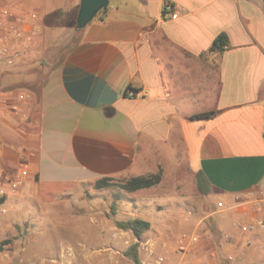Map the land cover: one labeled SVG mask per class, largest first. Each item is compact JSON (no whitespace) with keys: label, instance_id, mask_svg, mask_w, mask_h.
I'll list each match as a JSON object with an SVG mask.
<instances>
[{"label":"crops","instance_id":"obj_1","mask_svg":"<svg viewBox=\"0 0 264 264\" xmlns=\"http://www.w3.org/2000/svg\"><path fill=\"white\" fill-rule=\"evenodd\" d=\"M40 1L5 0L36 14L42 30ZM164 3L176 18L163 16ZM221 32L227 47L209 51ZM78 33L40 73L39 98L32 77L16 70L30 54L12 65L0 58V175L12 179L26 164L36 192H83L102 178L119 183L172 167L194 190L202 173L212 193L256 217L259 200L249 196L264 192V0H109ZM130 89L140 96L127 97ZM208 111L216 114L189 119ZM2 189L8 203L16 194L8 183Z\"/></svg>","mask_w":264,"mask_h":264},{"label":"rangeland","instance_id":"obj_2","mask_svg":"<svg viewBox=\"0 0 264 264\" xmlns=\"http://www.w3.org/2000/svg\"><path fill=\"white\" fill-rule=\"evenodd\" d=\"M75 2L40 1L34 10L47 26L33 39L30 59L18 64L16 70L44 72L45 66L57 62L78 39L76 17L71 16ZM171 169L156 185L133 192L118 186L82 192L59 185L41 186L39 193L32 182H26L16 195L7 198L8 203H0V242L10 240L0 250V264H134L126 255L133 245L141 264H152V249L155 254L166 252L170 264H177L175 237L166 239L165 235L199 230L200 224L204 236L200 250L194 248L188 257L192 264H207L210 259L216 264H264V230L244 233L237 226L240 221H264V192L250 194L249 198L259 200L253 205L256 217H250L242 210L235 211L238 202H226L211 189L201 194L187 182L193 181L190 175L174 176ZM219 201L229 203L231 209L218 206ZM133 218L150 223L139 238L116 226L119 220ZM230 229L237 233H228ZM247 239L251 242L248 246ZM145 244L149 251L142 249ZM241 250L246 255L243 260L229 259Z\"/></svg>","mask_w":264,"mask_h":264},{"label":"built area","instance_id":"obj_3","mask_svg":"<svg viewBox=\"0 0 264 264\" xmlns=\"http://www.w3.org/2000/svg\"><path fill=\"white\" fill-rule=\"evenodd\" d=\"M162 14L168 18H176L177 14L173 10V6L170 3H164ZM41 31V23L38 22L36 14H31L30 17L20 12L19 9L9 6L5 0H0V58H2L7 65H12L17 60H20L23 55L30 53L31 43L33 39ZM126 96L129 98H136L140 96L138 92L128 90ZM19 100L24 99V95L17 94ZM7 109H13L11 105L4 103ZM5 114V113H4ZM29 169L26 164H21L18 171L12 179L6 176L0 175V196H3L5 191L2 189L3 184L8 183L10 191L16 192V190L23 186L29 177ZM257 204V203H256ZM218 206L223 207L225 210H230L231 205L229 203L218 202ZM188 214V213H187ZM200 229L204 227L200 224ZM237 226L244 233L253 232L255 230H264V221L261 219L250 220L246 223L243 221L237 222ZM199 230L193 231H179L169 232L165 235L166 239L175 237L176 251L175 255L178 258L177 264H192L188 257L193 253L194 248L199 244L204 235ZM206 236V235H205ZM249 239L245 241V245H250ZM142 249L149 251L148 246L143 245ZM151 253V251H150ZM212 258L215 257L214 253H211ZM246 257L243 250L239 252L236 257H229V259L243 260ZM167 253L155 254L152 249V264H170Z\"/></svg>","mask_w":264,"mask_h":264},{"label":"trees","instance_id":"obj_4","mask_svg":"<svg viewBox=\"0 0 264 264\" xmlns=\"http://www.w3.org/2000/svg\"><path fill=\"white\" fill-rule=\"evenodd\" d=\"M227 47V37L226 34L221 32L218 34L214 40L211 43V46L209 48V51H217L221 52ZM60 61V59L58 60ZM57 63V62H55ZM44 67V65L39 66V68ZM19 73H25L28 76L32 77V80L29 81V89L34 92L36 95V98H39L40 95V87L42 81L41 79V70L40 69H30V70H20ZM216 114L215 111H208V112H202L193 114L189 117L190 120H204L209 119L212 116ZM161 180V172H158L156 174L150 175V176H140V177H133L130 178L124 182L116 183L111 181L109 178H102L95 182L94 188L95 189H102V188H109L112 186H118L121 189L127 191V192H133L142 188H147L150 186H154L157 183H159ZM195 182L196 187L199 193L201 194H207L210 191V186L208 184L207 179L204 177L202 173H197L195 175ZM3 202V198H0V203ZM114 204H112V209H114ZM116 226L118 228L124 229V230H130L133 235L137 238L140 237V235L148 230L150 228V223L146 220H142L139 218H133V219H127V220H119L116 222ZM9 239L2 240L0 242V250L4 245L9 243ZM126 255L129 256L134 264H141L139 255L136 250V246H131L127 251Z\"/></svg>","mask_w":264,"mask_h":264},{"label":"water","instance_id":"obj_5","mask_svg":"<svg viewBox=\"0 0 264 264\" xmlns=\"http://www.w3.org/2000/svg\"><path fill=\"white\" fill-rule=\"evenodd\" d=\"M109 0H80L76 15V28L82 29L95 15L108 6Z\"/></svg>","mask_w":264,"mask_h":264}]
</instances>
